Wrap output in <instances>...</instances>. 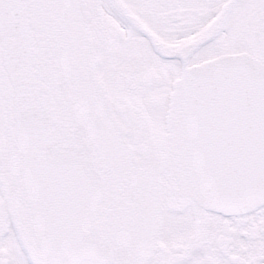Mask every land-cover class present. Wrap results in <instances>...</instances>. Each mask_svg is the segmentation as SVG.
Listing matches in <instances>:
<instances>
[{
  "label": "snow or ice",
  "instance_id": "obj_1",
  "mask_svg": "<svg viewBox=\"0 0 264 264\" xmlns=\"http://www.w3.org/2000/svg\"><path fill=\"white\" fill-rule=\"evenodd\" d=\"M0 264H264V0H0Z\"/></svg>",
  "mask_w": 264,
  "mask_h": 264
}]
</instances>
